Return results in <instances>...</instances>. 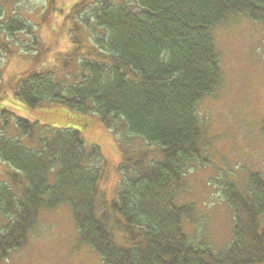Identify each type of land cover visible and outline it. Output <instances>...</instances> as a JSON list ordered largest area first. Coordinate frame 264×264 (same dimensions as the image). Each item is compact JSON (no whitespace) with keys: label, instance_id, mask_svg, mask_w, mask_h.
<instances>
[{"label":"trees","instance_id":"1","mask_svg":"<svg viewBox=\"0 0 264 264\" xmlns=\"http://www.w3.org/2000/svg\"><path fill=\"white\" fill-rule=\"evenodd\" d=\"M135 1L132 9L126 0L120 6L114 0H81L73 13L91 10L95 29L104 33L95 37L96 47L83 56L79 47L63 53L64 78L31 73L11 90L31 108L47 103L98 116L124 152L133 149L135 139L156 150H134L129 163L119 167L124 180L117 198L99 204V149L87 151L75 130L47 135L39 123L16 118L20 139L0 137V162L12 170L9 182L0 184V217L8 220L0 227V261L27 245L42 208L53 211L68 204L81 243L104 264L264 262L260 175L250 176L246 195L232 183L224 185L234 215V242L220 254L189 243L182 220L192 218L195 208L174 202L186 169L204 156L198 105L215 95L222 81L212 30L235 14L264 24V0ZM5 29L31 32L18 20ZM72 41L80 40L73 35ZM73 59L79 64L69 70ZM3 115L15 117L9 110ZM53 169L58 171L50 187Z\"/></svg>","mask_w":264,"mask_h":264},{"label":"rangeland","instance_id":"2","mask_svg":"<svg viewBox=\"0 0 264 264\" xmlns=\"http://www.w3.org/2000/svg\"><path fill=\"white\" fill-rule=\"evenodd\" d=\"M80 1L0 0V137L20 139L16 118L39 123L46 127L47 135L62 128L79 132L85 149L98 148L102 155L98 166L101 172L98 200L99 204L109 203L117 198L124 180L119 167L128 164L136 151L156 149L135 139L133 149L124 152L98 116L47 103L31 108L11 90L15 81L31 73L64 78L63 53L79 47L83 56L91 47H96L95 37L104 33L95 29L91 10L80 15L73 13V7ZM126 2L132 9L137 7L135 0ZM114 4L124 5L120 0H114ZM14 20L23 22L31 32L8 33L5 27ZM73 35L79 43H73ZM211 36L219 55L222 81L216 94L205 97L198 105L197 114L205 128L204 156L202 161L191 163L186 169L184 188L174 202L195 208L192 218L182 220L189 243L220 254L234 242V215L224 198V185L232 183L246 195L251 175L258 174L264 180V24L253 22L244 14H235L214 28ZM79 61L73 59L74 65L69 70ZM4 110L15 117L4 116ZM23 145L31 148L25 142ZM10 171L9 166L0 162V184L9 182ZM57 171L53 169L48 175L50 187L56 183ZM17 195L20 197L19 193ZM263 220L261 216L260 224ZM7 223L8 220L0 217V227ZM263 228L261 224L260 233ZM0 264L104 262L81 243L70 207L64 204L53 211L42 208L36 227L28 235L27 245Z\"/></svg>","mask_w":264,"mask_h":264},{"label":"bare ground","instance_id":"3","mask_svg":"<svg viewBox=\"0 0 264 264\" xmlns=\"http://www.w3.org/2000/svg\"><path fill=\"white\" fill-rule=\"evenodd\" d=\"M183 188H184V187H183ZM182 190H183V189H182ZM182 190H181V191H182Z\"/></svg>","mask_w":264,"mask_h":264},{"label":"crops","instance_id":"4","mask_svg":"<svg viewBox=\"0 0 264 264\" xmlns=\"http://www.w3.org/2000/svg\"><path fill=\"white\" fill-rule=\"evenodd\" d=\"M64 129V128H63ZM66 129V128H65Z\"/></svg>","mask_w":264,"mask_h":264}]
</instances>
